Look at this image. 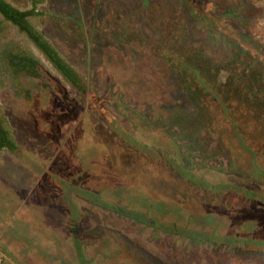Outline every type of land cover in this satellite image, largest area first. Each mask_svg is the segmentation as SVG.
I'll return each instance as SVG.
<instances>
[{
	"label": "rangeland",
	"instance_id": "obj_1",
	"mask_svg": "<svg viewBox=\"0 0 264 264\" xmlns=\"http://www.w3.org/2000/svg\"><path fill=\"white\" fill-rule=\"evenodd\" d=\"M38 10L84 88L0 75V264H264V0Z\"/></svg>",
	"mask_w": 264,
	"mask_h": 264
},
{
	"label": "trees",
	"instance_id": "obj_2",
	"mask_svg": "<svg viewBox=\"0 0 264 264\" xmlns=\"http://www.w3.org/2000/svg\"><path fill=\"white\" fill-rule=\"evenodd\" d=\"M28 1L30 2L31 7L29 9L21 10L6 0H0V14L13 25L18 26L20 32L27 35L37 50L44 55L54 70L61 74L65 81L69 82L73 87L79 90L83 89L84 85L81 82L80 76L44 36V34H42L39 29L31 23V19L41 17L44 14L42 11L38 10V6L44 0ZM2 29L3 28L0 26V32H2ZM17 58L20 59L19 62H15V59ZM10 69H13V73ZM2 70L4 71L5 77H9L14 81L18 93L25 97H29L28 91L19 86L18 77L21 73L36 77L42 71L39 59L33 55L29 49H23L13 42L0 45V75H2ZM18 148V143L16 142L11 129L7 127L4 118L0 115V154L3 151L15 154ZM78 243L80 244V242ZM79 253L80 256H82L81 251H79ZM82 261L84 264H87L86 259L83 256Z\"/></svg>",
	"mask_w": 264,
	"mask_h": 264
},
{
	"label": "flooded vegetation",
	"instance_id": "obj_3",
	"mask_svg": "<svg viewBox=\"0 0 264 264\" xmlns=\"http://www.w3.org/2000/svg\"><path fill=\"white\" fill-rule=\"evenodd\" d=\"M0 17H1V22H2V24L4 23V22H7V23H9L11 26H13L14 28H15V30H18L19 31V28H18V26H16V25H13L10 21H8V20H6L5 18H4V16L3 15H1L0 14ZM34 25V24H33ZM22 33V32H21ZM22 34H24L25 36H26V38H27V40H28V42H29V44H30V46H31V48H32V50L34 51V52H38L39 53V55H40V57L38 58L37 57V55L34 53V52H32L31 50H29L33 55H35L38 59H39V62H40V64H41V60L43 61H45V63H48L51 67H52V65L50 64V62L44 57V55L39 51V50H37V48L35 47V45L29 40V38L27 37V35L25 34V33H22ZM15 44H17V43H15ZM21 47V46H20ZM20 61V59L19 58H17V59H15V62H19ZM9 68H11V67H9ZM53 68V67H52ZM11 70V72L13 73V69H10ZM1 73L4 75V71L2 70L1 71ZM20 74V73H19ZM22 74V73H21ZM24 75H26L27 77H29V78H32V79H38V85H39V87H38V89L40 88V85L43 83L42 82V79H43V77L41 76V73L40 74H38L36 77H34L33 75H27V74H25V73H23ZM59 74V73H58ZM60 76H61V74H59ZM62 77V76H61ZM63 78V77H62ZM64 79V78H63ZM10 129V128H9Z\"/></svg>",
	"mask_w": 264,
	"mask_h": 264
}]
</instances>
